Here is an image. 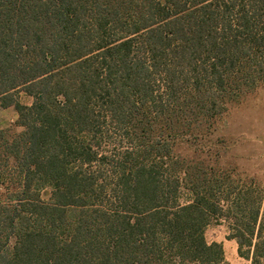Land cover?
I'll return each instance as SVG.
<instances>
[{"label": "trees", "instance_id": "1", "mask_svg": "<svg viewBox=\"0 0 264 264\" xmlns=\"http://www.w3.org/2000/svg\"><path fill=\"white\" fill-rule=\"evenodd\" d=\"M261 87L264 0H0V264H222L221 220L264 264L263 189L211 138Z\"/></svg>", "mask_w": 264, "mask_h": 264}, {"label": "rangeland", "instance_id": "2", "mask_svg": "<svg viewBox=\"0 0 264 264\" xmlns=\"http://www.w3.org/2000/svg\"><path fill=\"white\" fill-rule=\"evenodd\" d=\"M23 103L29 104L31 97L23 92L19 95ZM17 113L13 107H0V129L13 134L22 130L17 125ZM9 130V131H8ZM217 149H225L222 163H230L241 172L255 174L263 189L264 207V87L247 95L238 105L229 109L218 129L212 134ZM185 150V148H181ZM205 238L208 242L222 244L225 259L222 264H250L249 260L240 257L237 253V244L234 239H228V224L221 220L212 223L205 229Z\"/></svg>", "mask_w": 264, "mask_h": 264}]
</instances>
